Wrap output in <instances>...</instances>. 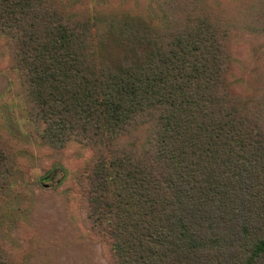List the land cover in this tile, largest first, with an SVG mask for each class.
<instances>
[{
    "label": "trees",
    "instance_id": "16d2710c",
    "mask_svg": "<svg viewBox=\"0 0 264 264\" xmlns=\"http://www.w3.org/2000/svg\"><path fill=\"white\" fill-rule=\"evenodd\" d=\"M151 5L0 0L31 134L89 152L71 176L110 264H264V96L233 81V38L264 42V0ZM19 157L0 129V200Z\"/></svg>",
    "mask_w": 264,
    "mask_h": 264
},
{
    "label": "rangeland",
    "instance_id": "374dc122",
    "mask_svg": "<svg viewBox=\"0 0 264 264\" xmlns=\"http://www.w3.org/2000/svg\"><path fill=\"white\" fill-rule=\"evenodd\" d=\"M69 1L87 8L125 6L154 16L151 0ZM233 47L238 65L233 81L264 96L263 40L237 34ZM3 48L0 37V129L14 142L20 166L0 200V240L12 264H110L105 246L82 223L71 176L89 152L74 144L55 150L36 143L20 84L7 67Z\"/></svg>",
    "mask_w": 264,
    "mask_h": 264
}]
</instances>
